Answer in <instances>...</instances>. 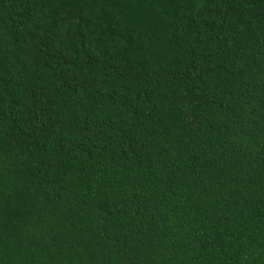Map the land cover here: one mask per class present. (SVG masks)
<instances>
[{"label": "trees", "instance_id": "trees-1", "mask_svg": "<svg viewBox=\"0 0 264 264\" xmlns=\"http://www.w3.org/2000/svg\"><path fill=\"white\" fill-rule=\"evenodd\" d=\"M0 264H264V0H0Z\"/></svg>", "mask_w": 264, "mask_h": 264}]
</instances>
